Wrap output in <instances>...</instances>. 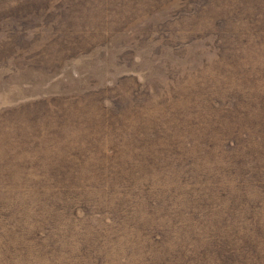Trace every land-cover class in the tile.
Wrapping results in <instances>:
<instances>
[{
  "label": "rangeland",
  "instance_id": "obj_1",
  "mask_svg": "<svg viewBox=\"0 0 264 264\" xmlns=\"http://www.w3.org/2000/svg\"><path fill=\"white\" fill-rule=\"evenodd\" d=\"M3 1L0 264H264V0Z\"/></svg>",
  "mask_w": 264,
  "mask_h": 264
},
{
  "label": "trees",
  "instance_id": "obj_2",
  "mask_svg": "<svg viewBox=\"0 0 264 264\" xmlns=\"http://www.w3.org/2000/svg\"><path fill=\"white\" fill-rule=\"evenodd\" d=\"M0 1L1 2H5L3 0H0ZM6 1L9 4H14L13 6H15V7H18V6L27 7L28 9H24V11L23 10L19 11L20 12L19 14H21L22 17L29 18V17H33L34 16V13L30 11L31 6H33L32 5V1L33 0L32 1L31 0H6ZM37 1L38 0H36L34 2V4ZM92 1H94V0H90L89 2H92ZM16 5H18V6H16ZM10 7H12V6H10ZM81 7L83 8V7H86V6H81ZM65 12H66L65 13V20H64L63 16L62 17L60 16V19L63 21V23L65 22V26L67 27L68 33L72 34V32L74 31V27L73 26H75V25H83L81 23V21H80L82 19V17L81 16H77L76 18L75 17L73 18V16H71V15L69 16V12H67L66 10H65ZM2 14L3 13H0V16H2ZM28 33H29V31H28ZM10 36H13V38H15V39H16V37H18L17 33H13ZM78 45H79V39H77L75 43L71 44V42H69V45L65 44V47H67V49H70L71 47L78 46Z\"/></svg>",
  "mask_w": 264,
  "mask_h": 264
}]
</instances>
